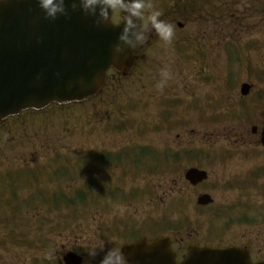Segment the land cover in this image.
<instances>
[{
	"label": "rangeland",
	"instance_id": "1",
	"mask_svg": "<svg viewBox=\"0 0 264 264\" xmlns=\"http://www.w3.org/2000/svg\"><path fill=\"white\" fill-rule=\"evenodd\" d=\"M222 1L207 0L206 7L219 4ZM231 1L236 7L232 11L239 15L238 1ZM189 2H184L182 7L187 6ZM148 3L156 10L160 6L152 2ZM150 11L151 9H146V15ZM247 14L249 17L242 22L233 23L230 16L219 22L222 25L219 28L230 33L226 39L232 40V36H235L236 40H239L237 46L242 48L239 50L242 62L239 68L237 66L240 63L232 65L230 62V65L227 64L225 49L228 48L232 59L236 57L238 50L235 47L232 49L228 47L230 41L226 42L223 36L216 37L213 42L216 53V55L214 54L215 65L211 56L202 60L198 56L201 45L197 43L196 35H198L203 22L190 20L186 23L182 33H189L188 43L179 42L172 46L183 49V52L185 49L187 53L185 66L188 73L186 78L187 97H183L184 108H179L178 102L176 111L169 112L170 115L166 118L169 119L168 127L158 126L155 128L156 132H150L148 119L153 116V120H149L155 127L160 124L159 121L162 118L154 112H146L144 116L139 108H130V105L137 99L131 93L129 97L123 96L118 99V103L121 100L127 101L119 109L125 114H121L118 118H112V122L109 120L94 124L90 129L91 135L83 137L84 130H77L76 134L72 136L73 138L70 139L71 141L61 139L67 145L74 143V146L76 143L81 144L82 141L86 153L101 149L116 153L128 149L125 157L128 160H133L128 155L131 154L130 150L135 146L156 148L162 154L168 152L175 159L176 157L173 155L178 154L177 162L175 164L167 162L166 165H162L160 161L162 156L159 159L157 154L154 155L156 161L151 163L149 152L144 148H139L137 158L147 157L149 163L153 165L143 159L134 166L122 163L116 168L105 169L104 173H107L103 177L106 176L110 189L119 190L120 193L122 191L124 194L118 204H116V198L110 197L111 201L107 206L104 201L106 198L92 196L94 201L96 200L95 204H91L90 198L81 204L78 199H72L75 203L64 204V211L60 216L54 211L51 213L49 206L36 209L34 215L36 214V217L43 216L44 226L41 232L32 233V237H44L43 240L47 239L46 242L49 246L27 244L20 239L14 240L16 243H21L19 245L7 243L8 230L0 229V264H48V262L51 264V261L54 262V257H52L54 252L60 251V244L63 245L60 239L88 238L97 230L98 226H102L105 221L116 220L117 217L136 221L141 225L140 230L142 231L144 228L160 227L161 230L156 231L158 233L167 232L162 228L165 222L180 225L181 231H185L187 228L207 231L220 223L224 225L225 229H228L230 222L244 223L243 221L248 220V217L253 218L251 222H264V217L259 214L260 209L264 207V195L261 192V189H264V149L256 146L258 138L250 134L251 125L260 126L264 120V101L259 96L263 91L264 99V4L258 11H255L253 7L250 14L248 11ZM253 14H256L255 17H251ZM173 25L175 26V24ZM178 33L181 32L178 31ZM250 40L253 44L248 46L247 43ZM159 43L160 41L157 40L151 47H148V50L150 49L148 53L158 48ZM172 46L164 51L167 53ZM163 60L167 61L169 65L176 62L173 55H164ZM183 61L185 60L179 58L178 64ZM202 62L204 64H201ZM177 66L179 67V65ZM212 78L214 81H211ZM251 81L254 85L249 96L241 97V83H252ZM254 96L256 101L253 103L252 97ZM224 97L226 101L223 100ZM204 100H206L205 104ZM193 101L204 104V118L201 117V112L190 108L196 105ZM255 107L261 108L262 112L254 110ZM213 113L218 115V121L210 119ZM23 120L27 123L18 129L9 127V125L0 127V171H3L2 168L7 167V164H12L13 168L21 167L17 161L13 163L11 159L18 160L20 156L16 155L23 151L26 155L30 148L39 149L38 146H32L31 140L39 144L33 137L32 126L41 125L43 122L50 124L47 119H38L33 123ZM118 122L127 123V125L124 127L122 125L118 129L116 124ZM52 123L59 126L62 123V115L56 113ZM202 144L205 145V148ZM189 146L203 149V157L199 161L196 158L186 157L185 161L180 158L184 157ZM80 155L81 151L79 150L68 153V157L73 159L79 158ZM104 158H108L107 162L109 163L113 159L118 160L113 156H102V159ZM159 161L161 164H157ZM186 161H188V165L205 169L209 175L208 180L199 187H190L183 178ZM191 162H195L197 165ZM178 163L181 165H177ZM37 164L47 167L52 164V161H42L41 158H38ZM34 166L36 168L39 165H29V167ZM122 170H124V174ZM254 173L256 183L249 185L253 183L251 174ZM96 178L102 179L100 176H96ZM78 185L79 182L74 187ZM65 186L62 184L59 187L62 190H67ZM99 186L100 184L96 183V187ZM55 187L56 183L49 184L47 188L51 190ZM200 192L210 194L214 199L213 204L204 209L198 208L196 196ZM54 209L58 210L59 208ZM242 230L241 227L237 229L239 232ZM53 243L54 247H52ZM64 247L68 246L64 245ZM38 249L45 251L38 252ZM74 251L80 253V246H75Z\"/></svg>",
	"mask_w": 264,
	"mask_h": 264
},
{
	"label": "water",
	"instance_id": "2",
	"mask_svg": "<svg viewBox=\"0 0 264 264\" xmlns=\"http://www.w3.org/2000/svg\"><path fill=\"white\" fill-rule=\"evenodd\" d=\"M70 2L66 0V4ZM94 19L79 7L75 11L68 7L67 16L48 20L36 0L0 2V120L52 102L81 101L100 88L108 67L118 68L131 62V56L125 55L119 62L111 58L112 45L123 25H97ZM261 143L264 145V126ZM206 176L197 169L185 174L193 185ZM209 201L208 195L198 198L201 204ZM141 243L140 248L136 245L135 253L142 256L138 257L142 263L172 264L169 251L159 241ZM132 253L130 249L128 255ZM219 254L193 250L190 263L199 255ZM64 260L67 264L79 262L71 253Z\"/></svg>",
	"mask_w": 264,
	"mask_h": 264
},
{
	"label": "flooded vegetation",
	"instance_id": "3",
	"mask_svg": "<svg viewBox=\"0 0 264 264\" xmlns=\"http://www.w3.org/2000/svg\"><path fill=\"white\" fill-rule=\"evenodd\" d=\"M148 2L160 5L158 8L162 13L160 19L173 26L174 39L171 45H165L159 37L149 29V36L152 38V42L148 47H151L157 40L160 41L159 47L155 48L151 53H148L150 49L148 50V47L145 46L142 52H135L137 56H135L134 62L127 71L109 69L106 72L101 92L82 105L81 108L83 110L79 113H73V116L78 120L79 124H85L83 126L84 129L91 127L98 119L102 122V118H105V114L122 113V111L118 109L127 101L121 100L116 105V98L119 99V97L123 96L129 97L131 93L133 97H137L133 102L134 106L137 108L149 107L150 112L162 114L164 111L170 110L172 105L177 108L175 102H179V108H184L185 101L183 102V97H187L186 91L188 85L186 81L188 76L185 68L186 61L180 63L178 67L175 61L169 65L167 61L163 60V57L164 55L171 54L170 48L167 52L168 54L164 49L176 45V43L179 42L184 44L188 43L189 33H182L186 23H188L187 6L182 7V5H180L181 0H148ZM143 24L144 19H141L140 25L142 26ZM173 24H175V26ZM178 31L181 33H178ZM214 33L215 30L213 28L200 29L198 38L202 44L199 47V50L202 52L200 55L202 60H205L208 56H211V58L214 56L211 48L215 47L213 44L210 45L214 40ZM140 55H142V58H140ZM201 64H204V62ZM165 70L168 72L167 77L163 75ZM162 81L163 87L160 86ZM211 81H214V79L212 78ZM31 112L34 114H43L46 111ZM26 113L27 112H24L18 116L9 118L7 125L15 129H18L21 125H25L26 121L23 120V114ZM47 126L48 125L41 127L39 129L40 131L37 130L38 132L34 133V137L37 138L38 135H42L40 141L50 138L56 141L55 144H57L60 136L59 133L53 129L49 130ZM254 133L257 134L256 131ZM45 135L49 138H46ZM257 145L258 141L256 143V146ZM57 148H59L58 145ZM77 148V143L75 146L69 147V149ZM261 192L264 195V189H261ZM260 210L261 212H259V214L264 217V210L262 208ZM247 214L249 215V213ZM247 219L248 220L243 221L244 223L230 222V228L228 229H225L224 225L220 223L218 226L210 228L207 231H199L196 228H187L185 231H181L180 229H182V227L173 228L171 224L166 233L152 231L148 235H140V232L137 231L140 228L136 223H117L114 225L117 226V228H115L113 232L115 235L113 237L60 239L63 245L60 244L61 254H58V256L60 257V264H63L61 256L64 252L74 250L75 246L78 245L80 246V253L78 254L82 257L80 264H100L103 256L110 248L119 247L122 250L124 245L134 243L140 237L150 239L163 236L169 238L170 250L174 253V261L176 263L182 262L183 259L187 257L189 246H196L199 248L210 247L218 250H229L232 254L225 256L223 259L215 256L206 257L203 255V258H197L192 264H264V222H251L253 220L252 217H248ZM239 227L243 228L241 232L237 231ZM124 230L128 231L124 232ZM124 234H127V237H125ZM100 244H103V251L97 249L96 256L90 257L87 250L92 246H98ZM64 245L68 247H64ZM137 256L140 255H136V257ZM136 257L135 260L133 257V264H140V261L136 260ZM128 264L132 263L128 262Z\"/></svg>",
	"mask_w": 264,
	"mask_h": 264
},
{
	"label": "clouds",
	"instance_id": "4",
	"mask_svg": "<svg viewBox=\"0 0 264 264\" xmlns=\"http://www.w3.org/2000/svg\"><path fill=\"white\" fill-rule=\"evenodd\" d=\"M37 7L43 12L44 18L55 20L57 16H67L68 7L72 11L79 9L88 16L94 17L97 25L111 22L122 28L112 45V60L119 62L125 55L141 48L149 38V29L153 31L165 45H171L174 39V28L160 19L162 13L152 7L148 0H36ZM146 9H151L146 15ZM144 24L140 25V20ZM127 50V52H126ZM164 77L168 72H163ZM163 87V81L161 82ZM97 249L103 251V244L92 246L87 250L90 257H95ZM100 264H128L124 253L119 247L110 248L103 256Z\"/></svg>",
	"mask_w": 264,
	"mask_h": 264
},
{
	"label": "trees",
	"instance_id": "5",
	"mask_svg": "<svg viewBox=\"0 0 264 264\" xmlns=\"http://www.w3.org/2000/svg\"><path fill=\"white\" fill-rule=\"evenodd\" d=\"M242 10H240L243 14H244V12H245V10L243 9V8H241ZM193 10H197V7L196 6H194L193 8H192V11Z\"/></svg>",
	"mask_w": 264,
	"mask_h": 264
}]
</instances>
